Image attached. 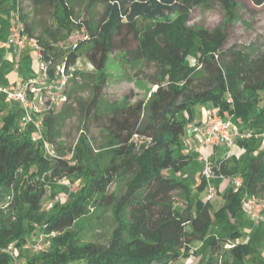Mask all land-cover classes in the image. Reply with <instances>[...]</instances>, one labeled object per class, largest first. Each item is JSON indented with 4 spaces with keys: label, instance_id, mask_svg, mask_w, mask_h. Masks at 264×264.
<instances>
[{
    "label": "trees",
    "instance_id": "16d2710c",
    "mask_svg": "<svg viewBox=\"0 0 264 264\" xmlns=\"http://www.w3.org/2000/svg\"><path fill=\"white\" fill-rule=\"evenodd\" d=\"M18 1L0 0V7L8 4L16 12ZM203 1L86 0L87 10L92 12L97 5L101 10L96 18L81 19L84 38L60 52L53 40L76 21L74 6L70 0H32L35 8L51 12L58 26V30L45 28L37 38L41 57L70 66L83 53L98 72L88 109L97 107L109 54L115 50L129 61L156 64L150 77L155 88L145 99L114 105L103 125L107 145L95 156L80 137L73 148V163L58 155L44 156L40 141H33L29 130L17 129L18 118L5 110V97L0 94V194L13 191L9 208L0 210V264H173L189 256L195 240L209 250L204 264H212L215 253L220 254L221 264H246L243 255L249 243L230 242L240 231L221 236L208 233L211 203L193 199L192 189L182 178V168L192 155L185 151L181 137L191 121L190 106L203 102L218 107L221 117L231 118L240 129L259 132L264 128V52L257 53L250 45L223 51L226 32L222 28L187 26L188 12ZM220 1L231 18L233 2ZM24 27L32 34L26 22ZM194 48L195 58L190 56ZM184 110L186 118H179ZM57 133L55 116L48 115L45 136L53 140ZM261 144L256 138L238 140L216 160V173L225 178L239 174L244 191L264 196ZM238 148L246 154H237ZM105 155L108 160H103ZM118 176L126 178L125 188L114 195L110 186ZM63 177L80 181L77 191L46 209L47 187V198H54L63 189L57 183ZM206 183L200 174L197 188L203 189ZM222 192L224 203L214 216L233 217L241 210V193H233L230 187ZM175 195L180 201L174 200ZM101 207L111 209L114 222L107 242L80 241L77 221L90 208ZM51 232L56 235L50 236ZM32 234L47 235L49 246L21 248ZM11 242L19 247L14 257L7 249ZM227 244L232 246L224 249Z\"/></svg>",
    "mask_w": 264,
    "mask_h": 264
},
{
    "label": "rangeland",
    "instance_id": "374dc122",
    "mask_svg": "<svg viewBox=\"0 0 264 264\" xmlns=\"http://www.w3.org/2000/svg\"><path fill=\"white\" fill-rule=\"evenodd\" d=\"M231 1L234 5L231 18L220 0H205L188 12L186 25L190 27L201 26L208 30L222 28L226 32L225 43L222 46L223 51L229 48L243 49L245 46L250 45L255 52H264V3L255 5L251 0ZM70 3L74 6L76 21L69 25L70 28L68 30H60L59 34L56 35V39L53 40L54 48L60 52L68 51L78 40L84 38V31L82 25H80L81 19L83 17L87 18L89 15H94L96 18L101 10L100 5H97L92 12L87 10L86 0H70ZM17 5L18 10L13 12L23 23L26 22L31 27L32 34L37 38L43 36L45 30H58L51 12L35 8L32 0H19ZM8 7V4L0 7V41L4 43L6 41L2 35L12 18V11ZM20 15L24 18L21 19ZM173 16L171 15V17ZM130 43L133 46V41ZM4 51V46H0V85L5 84L6 75L11 71L17 73L20 79L30 74L32 70L35 71L33 65L36 67V62L32 61L34 55L31 48L23 49L19 58H17L16 53H13L14 63L12 60L5 59ZM8 51L11 50L8 49ZM196 54V48L192 49L190 56L195 58ZM16 64L17 67L14 68ZM73 70L77 72V78L70 81L66 89L64 103L50 114L55 116V124L58 131L55 139L51 141L54 143L56 154L67 159H71L73 148L80 137H83L90 147L93 148V155L99 154L101 146L107 145V133L103 125L107 122V115L110 114L112 107L124 102L132 104L137 100L147 98L151 90L155 88V85L150 82V77L156 72L157 66L145 60L129 61L124 58L119 50L111 52L105 68L106 81L102 92L98 95L99 99L97 100L96 109L93 106L88 109V106L95 93L94 84L98 83V72L83 53L78 56L73 65ZM3 104L5 110H10L17 118L23 116L24 112L19 102L5 98ZM209 105H211V102L191 105L190 123L197 124L200 122L201 108ZM185 114L186 111L184 110L178 116L179 118H186ZM134 138L139 140L137 136ZM181 143L186 147L185 151L192 155V159L182 168V178L192 189L191 197L193 199L195 197L205 199L207 183L203 189L199 190L197 188V184L200 181L199 171L203 166V161L198 157L193 145L195 143L194 138L188 136L187 127H185V132L181 137ZM217 149H222V152L230 151V148L228 149L224 145ZM242 152L238 151L237 154ZM242 154L246 153L243 152ZM210 158H212V155H210ZM103 160H108V156L105 155ZM71 162L73 163L72 159ZM125 180L126 178L123 176L116 177L114 183L110 186V191L114 195L122 193L125 188ZM79 182L64 177L61 178L57 183L63 189H60L59 194L52 199L47 198L50 193L49 187H47L46 195L43 199V201L47 199L44 202L45 208L48 209L53 201L56 200L60 202L67 201L70 195L77 191ZM210 184L218 186L219 191H222V180L213 178L210 180ZM12 197L13 191L11 189L2 191L0 194V210L5 212L9 208ZM174 200L180 201L176 195ZM210 203L209 211L212 221L208 233L221 236L228 234L232 230H239L240 233L233 241L242 242L246 240L247 236L249 237L247 241L249 249L243 255L244 262L246 264H264V247L262 244L264 240L262 230L264 231V227L254 225L253 219L243 210L238 211L232 218L227 214L223 217L215 218V211L224 203L222 193L217 192L210 199ZM113 224L111 209L101 207L90 208L89 213L77 221L76 227L80 241L106 243ZM55 235V232L50 233V236ZM42 238L40 239L39 235L32 234L27 236L24 244L36 245L40 249L47 248L50 244L49 237L43 235ZM24 244L20 246L23 249H25ZM226 248L227 245L224 246V249ZM7 249L13 255L12 257L18 255L19 247L15 242L9 243ZM189 252V256L180 257L173 264H204L209 256V250L202 248L199 241L192 242ZM220 259V254L215 253L212 257V264H221Z\"/></svg>",
    "mask_w": 264,
    "mask_h": 264
},
{
    "label": "built area",
    "instance_id": "2783aa9c",
    "mask_svg": "<svg viewBox=\"0 0 264 264\" xmlns=\"http://www.w3.org/2000/svg\"><path fill=\"white\" fill-rule=\"evenodd\" d=\"M7 44L12 45L17 58L26 47L32 49L37 60V71L21 81L8 85H0V94L5 98L19 102L24 112L18 118L17 129L20 132L29 130L33 141H40L44 156L55 157L56 151L53 141L45 136V118L65 101L66 89L70 81L77 76L74 74L73 65L65 66L64 61H46L41 57V46L37 37L25 31L24 23L15 16L11 22L7 36ZM18 61V60H17ZM17 64L15 65V68ZM205 124L188 123L186 127L199 138L200 145L205 149L200 159L203 161L201 176L207 182L205 199L210 200L217 194V187L210 184L215 177L225 178L216 173L215 162L210 158L209 150L219 145L232 147L238 140L256 138L261 139V148L264 145V128L259 132L251 129H240L239 125L231 118H222L219 108L212 106L208 109ZM233 193H241V209L255 223H264V196L243 190L241 175L234 174L226 177ZM40 239H43L40 236ZM232 246L227 244V247ZM25 248L38 249L36 245H26ZM40 249V248H39ZM10 253V251H9ZM10 255H12L10 253ZM13 256V255H12Z\"/></svg>",
    "mask_w": 264,
    "mask_h": 264
},
{
    "label": "crops",
    "instance_id": "0c3cea01",
    "mask_svg": "<svg viewBox=\"0 0 264 264\" xmlns=\"http://www.w3.org/2000/svg\"><path fill=\"white\" fill-rule=\"evenodd\" d=\"M14 15H13V12H12V18H11V20H10V23L8 24V26H7V28H6V30H5V32L3 33V38H5V41H6V43H4V42H1L0 41V46H4V49H5V51H4V55H5V59H7V60H12V62H13V53H15V51H14V48H13V46L12 45H8L7 44V40H6V36H7V32H8V28H9V26H10V24H11V22L13 21V19H14ZM8 47V48H7ZM7 48V49H6ZM25 48H30V47H28V46H26ZM24 48V49H25ZM8 49L9 50H11V51H8ZM33 54V53H32ZM34 55V54H33ZM28 56V55H27ZM32 61H35L36 63H35V65H36V67H34V65H33V68L35 69V71H33L32 70V72L30 73V74H27L26 76H24V78H22V79H20L19 77H18V75H17V73H13L12 71L10 72V73H8L7 75H6V82H5V84L4 85H8V84H11V83H15V82H18V81H21V80H23V79H25V78H27V77H29V76H31V75H34L35 73H36V71H37V60H36V58L35 57H33L32 58ZM14 63V62H13ZM33 64V63H32ZM32 64H31V66H32ZM15 68V67H14ZM13 68V69H14ZM210 107H212V105H209V106H206V107H202L201 108V120H200V122H198L197 124H205L206 122H207V120H206V115H207V111H208V109L210 108ZM188 136H190V137H193L194 138V141H195V143H193V145L195 146V149H196V151H197V155H198V157L200 158V155H202L203 154V152H204V148L200 145V142H199V138L196 136V135H194V134H192L191 132H190V130L188 129ZM221 145H219V146H216V147H214V150H213V152H212V154H211V151L209 152L210 153V155H212V159L214 160V162H216V160L220 157V156H224L229 150H227V151H224V152H222L221 150L222 149H220V150H218L217 148L218 147H220ZM227 148V147H226ZM217 149V150H216ZM229 149V148H228ZM231 151V150H230ZM242 152L243 150L241 149V148H238V150H236V152ZM201 174V170L199 171V175ZM215 178H218L219 180H222V184H223V188H222V191L224 190V189H226V188H228V187H230V184H229V181H228V179L227 178H220V177H215ZM222 191H219V189H218V186H217V192L218 193H223ZM210 201V200H209ZM242 210V209H241ZM230 218H232V217H230ZM254 225H256V226H263L264 227V223L263 222H260V223H255L254 222ZM235 231H236V229H235ZM237 231H239V230H237ZM248 231V230H247ZM262 233L264 234V231L262 230ZM248 239H249V237L247 236V238H246V240L245 241H242V242H246V241H248ZM195 241H199V240H195ZM264 241V240H263ZM193 242V241H192ZM192 242L190 243V246H191V244H192ZM200 243H201V241H199ZM230 242H235V240L233 241H230ZM201 247H202V245H201ZM203 248V247H202Z\"/></svg>",
    "mask_w": 264,
    "mask_h": 264
}]
</instances>
